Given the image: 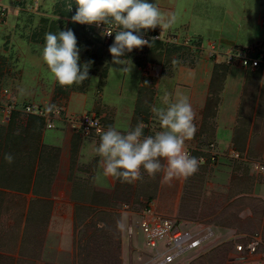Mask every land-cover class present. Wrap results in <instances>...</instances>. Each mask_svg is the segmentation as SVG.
<instances>
[{"label":"rangeland","instance_id":"obj_1","mask_svg":"<svg viewBox=\"0 0 264 264\" xmlns=\"http://www.w3.org/2000/svg\"><path fill=\"white\" fill-rule=\"evenodd\" d=\"M2 2L8 7L6 18L0 19V108L3 113L8 103L19 107L26 103L60 106L65 113L69 109L70 113L76 112L75 115L89 114L95 105L106 107L110 115L116 110L122 124L129 122L131 116L133 125L141 120L155 123L158 121L148 111L146 113V104L134 108L138 83H147L144 99L152 101L156 95L154 105L166 107L172 102L174 78L166 77L175 65L173 61L188 62L189 58L220 55L213 32L240 37L238 44L246 48L256 46L259 49L250 53L252 57L264 54V27L259 24L261 20L264 22V0H156L164 18L174 12L175 21L166 29L157 26L142 32H156L166 39L176 38L180 45L160 42V47L153 48L152 45L158 44L152 42L147 47L133 49L126 53L130 58L127 61L129 71H121L124 66L113 63L109 52L112 43L104 42L93 25L84 28L72 22L71 16L76 11L74 0L72 9L67 7L68 0ZM65 28L73 29L77 37L80 64L90 62L88 79L72 85L59 84L42 59L45 34ZM186 42L188 46H184ZM157 70L160 71L158 76ZM46 98L49 101L43 102ZM81 98L87 99L88 104L84 106ZM15 114L34 117L17 111L8 121ZM110 115L104 120L106 127L111 122ZM57 121H54V129H47L43 120L48 137L59 131ZM210 129L213 130V126ZM209 134L211 136V132ZM226 134L223 130L220 139L228 140ZM220 143L224 149L229 148V142ZM211 144L200 143L191 149L185 146L191 155L202 157L205 162L199 163L189 177L169 183H161L162 173L150 176L142 172L141 178L133 183H121L117 178L110 190H97L90 185L89 177L87 183L78 185L72 194L73 201L79 202V215L65 237L67 250L61 253L52 249L60 234L55 227L49 232L44 225L29 223L23 226L25 232L20 249L23 259L20 260L13 255L18 251L19 232L13 234L10 225L3 224L0 227V264H17L18 260V264H140V257L144 260L145 253L154 255L156 251L147 245L146 233L135 228L131 239L128 228L140 220L148 207L178 222L183 230L195 232L200 224L214 230V237L180 255L176 263L264 264L263 258L241 259L236 251L238 244L256 233L264 238V178L257 176L253 167L254 174H251L249 166L241 160L229 159L231 151L225 155L217 153L220 160L211 161V155H215ZM250 160L264 164V160ZM97 161L95 158L87 163L84 172L97 168ZM7 236L15 239L7 240ZM166 243L167 239L159 241V251H165ZM262 251L263 248L259 252Z\"/></svg>","mask_w":264,"mask_h":264},{"label":"crops","instance_id":"obj_2","mask_svg":"<svg viewBox=\"0 0 264 264\" xmlns=\"http://www.w3.org/2000/svg\"><path fill=\"white\" fill-rule=\"evenodd\" d=\"M165 19H167V15ZM259 24L264 27L262 20ZM169 26L171 27V25ZM166 28L168 27L163 29ZM213 36L218 41L217 47L221 51L220 55L213 58L204 56L189 58L188 62L183 60V63L174 60L175 65L171 68V74L166 77L174 78L172 102L181 98L187 99L194 112L196 130L193 137L185 141V146L191 149L200 143L211 142L213 144L210 147L218 160H220V156L217 153L225 155L229 151H237L245 155L246 158L249 156L253 161H262L264 160V84H261V80L264 78V66L257 69H246L237 61L232 63L228 61V54L233 49H246V52L250 54L259 48L256 46L246 48L238 44L240 37L223 36L218 31L213 32ZM221 56L223 59L219 60ZM217 65L228 67L223 88H221V84L217 87L212 82ZM145 82H140L137 85L134 108H137L141 103L146 104V113L148 111L153 118L151 106L155 104L156 95L152 101L146 96L147 99H144L143 91L146 89L148 91ZM213 88L221 89L219 102L215 118L206 120L207 112L209 115L214 112L212 108H208ZM139 91L142 93L141 102L138 98ZM81 100H84V106L86 103L88 104L87 99L81 98ZM46 101L49 99L46 98L43 102ZM91 111V114L101 118L102 125L107 128L104 120L111 114L109 109L93 105ZM116 113L115 110L110 115L111 122L107 126H118L121 130L135 126L133 125V116L130 117L129 122L126 121L122 124ZM68 114L75 115L77 113H70L68 109ZM14 116L11 121H8L0 108V227L3 224L10 225V232L13 234L16 231L19 232L17 236L18 251H15L13 255L16 254L20 260L23 259L20 251V249L22 250L23 226L29 223L44 225V229L49 232L53 231V227H55L54 230L60 234L59 238L58 236L55 238L57 242L52 249L61 253L67 250L68 239L65 237L68 236L71 225L75 224L79 215V202L78 204L74 202L72 196L76 187L82 183L86 184L90 177L89 182L93 189L110 190L115 185L116 179L103 176L99 166L84 172L87 163H91L95 158L99 159L94 152V147L99 143L100 137L74 133L63 120L56 123V129L59 131L48 137L42 119L24 118L20 115L16 116V114ZM207 121L211 122L207 123ZM210 126H213V130L210 129ZM158 130V122L145 123V135L154 134ZM223 130L227 133L228 140L220 139ZM222 141H225L226 144L229 142L228 149H224L220 143ZM216 150L223 151L217 152ZM6 153L13 156L11 162L4 159ZM228 158L231 159L229 156ZM199 159V163L204 164L205 159L202 157ZM201 159L204 161L201 162ZM250 159L242 162L246 163L250 168V173L254 174L252 171L253 162ZM210 160L212 161V155ZM262 192L264 194V190ZM46 225L49 226L45 228ZM204 227L210 226L200 224L195 232ZM210 228L212 229V227ZM212 231L214 237L215 232L213 229ZM11 238L14 237H6L7 240ZM44 247L46 249V246ZM238 254L239 258L244 260L262 258L260 254L255 256ZM20 260L17 261V264ZM140 262V264H148L149 260L146 257ZM173 264L179 263H176L175 260Z\"/></svg>","mask_w":264,"mask_h":264},{"label":"clouds","instance_id":"obj_3","mask_svg":"<svg viewBox=\"0 0 264 264\" xmlns=\"http://www.w3.org/2000/svg\"><path fill=\"white\" fill-rule=\"evenodd\" d=\"M74 4L72 22L96 27L103 24L102 35L115 33L109 52L113 63L124 66L121 71L130 68L126 53L150 45L141 35L142 31L157 26L163 29L175 21L174 12L164 18L156 0H74ZM67 7L73 8L72 0H68ZM42 59L61 85L83 82L89 77L90 62L80 64V49L71 28L45 34ZM151 111L159 124L154 134L145 135L142 120L127 130L109 125L101 132L94 152L99 157L97 164L103 176L133 183L141 178L142 172L150 176L162 173L163 184L187 178L198 169V158L185 150V141L191 139L196 130L191 103L181 98L166 107L152 105ZM4 159L11 162L13 156L6 153Z\"/></svg>","mask_w":264,"mask_h":264},{"label":"built area","instance_id":"obj_4","mask_svg":"<svg viewBox=\"0 0 264 264\" xmlns=\"http://www.w3.org/2000/svg\"><path fill=\"white\" fill-rule=\"evenodd\" d=\"M8 14V7L0 0V19L4 20ZM94 28L98 31L101 38L105 42L114 40L115 33L111 36L102 35V30L105 27L103 24L100 27ZM114 30L115 27H114ZM145 38L152 42H163L168 44L180 45L178 39H166L163 35L152 32H141ZM156 37L155 40L152 38ZM189 42H186L184 46H188ZM145 45L143 47H147ZM214 54V53H213ZM228 61L230 63L237 61L244 68L257 69L262 65L264 66V54H260L258 57H252L248 52L232 50L228 55ZM160 71L157 70L156 75L158 76ZM21 111L27 116H34L42 118L45 121L47 129H54L56 120L65 121L70 128L77 134L81 135H95L100 137L101 132L106 128L102 125L101 118L95 114H84V115H69L65 113V109L60 106L50 107L49 105H37L34 103H26L21 107L18 105L8 103L4 111L7 120L13 115L14 112ZM190 153L189 149H185ZM191 154V153H190ZM229 157L234 160L249 161L245 155L231 151ZM216 160V155L212 156V161ZM204 159H201L203 162ZM253 170L257 176L264 178V164L259 162L252 163ZM131 227V231L129 228ZM128 228V234L132 239L135 228L141 229L147 234L148 240L147 245L156 251L154 255L144 254L149 262L148 264H173L175 260L183 253L199 248L206 240L213 237V231L210 227H204L198 232H191L180 228V224L171 219L165 218L159 215L154 208L148 207L143 212L142 217L136 224H131ZM161 239H167L165 244V251L161 252L158 249L159 241ZM263 248L262 252H259ZM236 251L246 256H255L260 254L264 259V238L261 233H256L252 237L246 239L245 242L240 243L236 246ZM143 258H139V261Z\"/></svg>","mask_w":264,"mask_h":264},{"label":"trees","instance_id":"obj_5","mask_svg":"<svg viewBox=\"0 0 264 264\" xmlns=\"http://www.w3.org/2000/svg\"><path fill=\"white\" fill-rule=\"evenodd\" d=\"M84 28H87V27L84 25ZM113 41L106 42V43H113ZM154 43L158 44L160 42H154ZM152 47L153 48L154 47H156V48L160 47V44H158L156 46L152 45ZM259 55L260 54H254V57H258ZM227 69H228V67L226 65H217L215 67V71H214L213 81L212 82L215 83L217 85V87H219V85L221 84V86H222L221 88H223V82H224V80L226 78ZM220 90L221 89L213 88V90L211 92V97L209 98L208 108H212L214 110V112L212 113V115H209V113L207 112V117H205V119H207L209 116H211V118H213V119L215 118L216 108H217V105H218V102H219V92H220ZM151 97H153L152 94H151ZM40 119H42V118H40Z\"/></svg>","mask_w":264,"mask_h":264}]
</instances>
